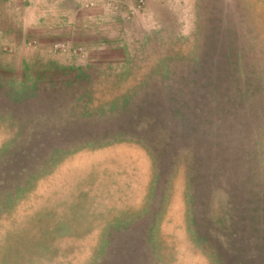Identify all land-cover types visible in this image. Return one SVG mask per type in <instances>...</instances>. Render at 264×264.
<instances>
[{"label": "rangeland", "instance_id": "obj_1", "mask_svg": "<svg viewBox=\"0 0 264 264\" xmlns=\"http://www.w3.org/2000/svg\"><path fill=\"white\" fill-rule=\"evenodd\" d=\"M223 3L0 55V264H264V0Z\"/></svg>", "mask_w": 264, "mask_h": 264}, {"label": "crops", "instance_id": "obj_2", "mask_svg": "<svg viewBox=\"0 0 264 264\" xmlns=\"http://www.w3.org/2000/svg\"><path fill=\"white\" fill-rule=\"evenodd\" d=\"M193 2L198 0H0V55L16 56L21 69L38 64L37 69L81 70L94 55L109 53L116 25L128 20L137 25L141 16L156 23L160 14L176 12L187 18Z\"/></svg>", "mask_w": 264, "mask_h": 264}, {"label": "trees", "instance_id": "obj_3", "mask_svg": "<svg viewBox=\"0 0 264 264\" xmlns=\"http://www.w3.org/2000/svg\"><path fill=\"white\" fill-rule=\"evenodd\" d=\"M254 186V185H253ZM255 187V186H254ZM220 190V191H222V196L225 198V200H226V202H228V206H231L232 207V205L230 204V202H229V200H230V198H231V196H230V194H229V192L228 191H226V190H224V189H221V188H215V186H212V188H211V190H213V191H215V190ZM212 191V192H213ZM261 198V196L260 195H257L256 196V199H255V201H259V199ZM232 212H233V210H232V208L230 209V210H228V209H226V212H225V215L229 218V215L230 214H232ZM261 215V214H260ZM237 231V233H238V229L236 230Z\"/></svg>", "mask_w": 264, "mask_h": 264}]
</instances>
